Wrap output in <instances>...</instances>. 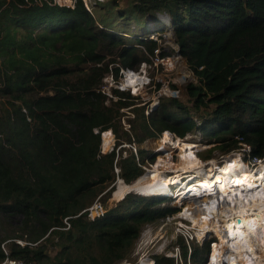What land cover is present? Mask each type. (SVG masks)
<instances>
[{
	"label": "trees",
	"instance_id": "trees-1",
	"mask_svg": "<svg viewBox=\"0 0 264 264\" xmlns=\"http://www.w3.org/2000/svg\"><path fill=\"white\" fill-rule=\"evenodd\" d=\"M118 5L119 0H95L91 11L82 0L73 7L55 0H0V261L115 264L130 257L146 224L175 210L168 202L158 205L159 192L139 185L152 171L140 169L132 154L100 152L101 132L120 129V109L133 101L118 89L113 93L119 98L112 100L99 86L111 70L117 75L120 68L150 60L158 42L147 37L146 28L164 24L160 15L168 19L196 81L185 86L190 105L161 97L148 117L137 109L131 120L136 141L153 131L184 138L200 130L218 142L231 140L232 150L247 143L251 157H264V0ZM120 18L133 19L143 34L132 40L125 25L113 29ZM161 151L152 164L164 157ZM173 162L161 159L156 168ZM116 176L132 190L122 197L130 196L91 220L87 208L98 194L111 192ZM200 253L194 244V261ZM142 259L141 264H175L161 253L154 261Z\"/></svg>",
	"mask_w": 264,
	"mask_h": 264
},
{
	"label": "rangeland",
	"instance_id": "rangeland-1",
	"mask_svg": "<svg viewBox=\"0 0 264 264\" xmlns=\"http://www.w3.org/2000/svg\"><path fill=\"white\" fill-rule=\"evenodd\" d=\"M82 1L88 10L93 11V9H95V6H93L95 0ZM99 1L104 2L107 0ZM128 2L129 0H119V5L117 7L123 8L128 5ZM64 4L73 7L74 0L72 2L68 0V2L63 1L60 3V5ZM114 13H117V10L114 9L111 12L112 15ZM160 19H162L164 24L153 25L148 23L147 26L149 27L146 28L145 34L147 37H152V39H155L158 42V49H156L155 54L150 57V60L141 62L136 69L120 68L117 72V75H115V72L111 70V72L104 77L103 83L99 86V90L105 93L108 97H112V100L119 98V95L113 93V89H118L119 91L124 92L126 96L127 94L132 96L129 98H123L133 101L132 105L120 109L122 113V116L120 117L122 127L120 129L114 131L112 128H109L107 130H110L112 133L104 134L103 136V131L101 132L100 152L105 153L114 149L116 152H121L123 156H129L132 154L133 160L138 165V167L142 169L143 165H151L155 161L157 154L162 152L161 149H164L166 151L164 152V157L160 158L159 160L168 159L174 161L173 167L163 170L159 169L160 171L166 172L172 171L178 167L177 164L179 155L176 148L178 143V140L175 139L176 134L168 130L171 133L173 139H171L172 141L167 140L168 142L162 144L160 142V137L163 136V131L165 130L161 132L153 131L154 134L145 138L143 141H136L135 134L131 130V120L136 117L137 109H141L144 116L148 117L150 113L154 111L161 103V97H178L181 101L190 105L188 100L189 96L186 94L185 86L190 81H196V77L189 68L186 60L175 52L179 46L175 41L171 31L172 27L168 22V19L164 15H160ZM124 25L126 26L123 27L124 31L127 32L128 37L132 40L143 34L141 28L137 27L133 19H128L127 22L122 18L117 19L113 25V29H118ZM160 51H163L166 54L162 56L160 55ZM114 66H117V64ZM128 71L134 73L131 75L126 74ZM130 86L131 88L128 89L127 87ZM194 120L196 121L197 119ZM124 131L128 132L130 139H127ZM104 137H107L111 143L108 148L102 145V140ZM182 139H196L201 143L193 149L194 154L196 157H198L200 166L207 161L213 163L212 161L221 160L222 158L233 154V152L238 153L239 150L247 155L245 148H240L241 142H238V147L232 150V148H230L233 143L231 140L218 142L215 136H205L200 130L186 132L184 138ZM173 141L174 144L172 143ZM223 144L225 146L222 148L221 146ZM165 145L169 146L170 148H167ZM247 157V160L252 162L248 155ZM158 161L156 164H152L153 167H148V169L152 171V174H154L155 170L158 169L156 168V166H158ZM262 161H264V157H262ZM254 162L255 161L252 163L256 165L257 160L255 163ZM204 169L205 167H203V171ZM117 171L118 168H115L116 173ZM120 179L125 181L124 179L116 176L113 183L114 188L108 195L105 191L109 188L94 198L92 204L90 205L91 211L87 214L91 220L94 219L93 217L104 215L109 209L114 208L119 201H122L126 197L130 196L129 194L125 198L122 197L127 192V190L121 196L116 195L117 192L124 188ZM147 190L153 192L156 191L152 189ZM105 195H107L106 198ZM196 196V192L188 193L184 196V200L182 201H185V204L189 200L194 199L193 197ZM121 197L123 199L119 200ZM158 200L160 201V204L158 203V205H166V200L162 202V198H158ZM97 204L100 205L99 209L94 208ZM172 206L175 207V210L172 213H169L164 217L158 218L145 225L140 233V237L136 241L135 247L130 254V257L120 260L115 264H141V260H143L142 258L146 259L149 257L153 259L154 254H164V252H169V255L177 254L176 257L167 256L173 258L175 264H204L203 258L204 255H206L207 246L204 249L203 245L204 243H208L210 245L212 240L215 239L214 234H211L209 238H205L204 240L196 238L194 236V232H192L194 229L187 226L189 229L185 230V228L179 225V222L183 219L178 217L183 208L181 203H179V205L173 204ZM182 222L186 223V225H189L186 219H183ZM18 242L22 245L25 243L24 241L20 240ZM194 244H197L199 248H201L199 261L193 260L192 254Z\"/></svg>",
	"mask_w": 264,
	"mask_h": 264
},
{
	"label": "bare ground",
	"instance_id": "bare-ground-1",
	"mask_svg": "<svg viewBox=\"0 0 264 264\" xmlns=\"http://www.w3.org/2000/svg\"><path fill=\"white\" fill-rule=\"evenodd\" d=\"M163 133L161 144L173 139L168 130ZM175 139L178 140V167L166 172L157 169L139 185L156 190L160 193L157 194L159 198H168L178 205L185 201L178 203L175 200H184L186 194L196 192L197 196L184 204L178 217L189 223L186 225L182 219L179 225L185 230L194 229V236L200 240L214 234L216 242L211 249L209 247L208 262L205 264H264L262 158L257 160L256 166L239 150L238 153L223 156L221 160L213 163L207 161L200 166L193 149L201 143L196 139L177 136ZM102 145L106 148L111 145L107 137L103 138ZM148 167L153 166L143 165L145 172L150 170ZM125 191L123 188L116 195L121 196Z\"/></svg>",
	"mask_w": 264,
	"mask_h": 264
},
{
	"label": "built area",
	"instance_id": "built-area-1",
	"mask_svg": "<svg viewBox=\"0 0 264 264\" xmlns=\"http://www.w3.org/2000/svg\"><path fill=\"white\" fill-rule=\"evenodd\" d=\"M71 2L73 1V0H70ZM55 2L56 3H58L59 5H60V3H62L60 0H55ZM64 5H66V4H64ZM69 6V5H68ZM150 38V37H149ZM152 38V37H151ZM245 148V152H246V154L251 158V161L253 162V161H255L256 162V160H260V158H257V157H251L250 156V145L249 144H247V143H243V142H241V145H240V148ZM234 150V149H233ZM254 162V163H255ZM163 200H166V202H168L170 205H173L174 203H172V202H170V201H168L167 199H165V198H162ZM94 208H96V209H99L100 208V205L99 204H97ZM87 211L90 213V211H91V206L90 207H88L87 208ZM99 215V214H98ZM95 216H97V215H95ZM94 218V217H93ZM164 255L165 256H170V257H176L177 256V254H171V255H169V252H164ZM203 261H204V264L206 263V262H208V260H207V255H205V257L203 258ZM0 264H27V263H25L23 260H21V259H15V258H5V259H3L2 261H0Z\"/></svg>",
	"mask_w": 264,
	"mask_h": 264
},
{
	"label": "water",
	"instance_id": "water-1",
	"mask_svg": "<svg viewBox=\"0 0 264 264\" xmlns=\"http://www.w3.org/2000/svg\"><path fill=\"white\" fill-rule=\"evenodd\" d=\"M168 33H171V32H168ZM169 36H170V35H169ZM175 52H176L178 55H180V54H179V47H178V49L175 50Z\"/></svg>",
	"mask_w": 264,
	"mask_h": 264
},
{
	"label": "clouds",
	"instance_id": "clouds-1",
	"mask_svg": "<svg viewBox=\"0 0 264 264\" xmlns=\"http://www.w3.org/2000/svg\"><path fill=\"white\" fill-rule=\"evenodd\" d=\"M204 257H205V255H204Z\"/></svg>",
	"mask_w": 264,
	"mask_h": 264
}]
</instances>
